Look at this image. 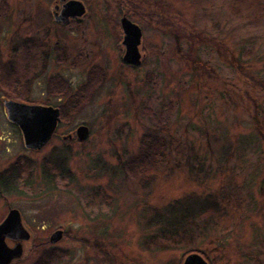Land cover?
<instances>
[{"label":"rangeland","instance_id":"rangeland-1","mask_svg":"<svg viewBox=\"0 0 264 264\" xmlns=\"http://www.w3.org/2000/svg\"><path fill=\"white\" fill-rule=\"evenodd\" d=\"M66 1L0 0V223L16 209L30 235L10 264H264V21L229 16V0H74L81 17L55 24ZM122 17L142 33L138 67L121 61ZM27 38L45 46L28 77L32 48L11 61ZM4 100L61 108L41 149L24 148ZM147 133L163 159L126 174ZM207 194L218 213L161 245L154 213Z\"/></svg>","mask_w":264,"mask_h":264},{"label":"water","instance_id":"water-1","mask_svg":"<svg viewBox=\"0 0 264 264\" xmlns=\"http://www.w3.org/2000/svg\"><path fill=\"white\" fill-rule=\"evenodd\" d=\"M84 13L82 4L78 1H66L59 12L54 8L53 19L55 22L66 23L69 18H79ZM122 32L121 46L124 49L121 61L125 65L138 67L141 55L138 50L142 33L126 17L119 21ZM3 106L7 120L15 125L22 136L25 149L36 151L41 149L52 137L60 121L59 111L52 107L29 105L14 101H4ZM88 128L79 126L75 130L78 141H85L88 137ZM70 138V137H69ZM61 231L53 232L49 237V244L61 240ZM14 243L8 247L5 240ZM30 239L29 233L22 225L21 217L16 209H8L6 217L0 223V264H10L22 255V243ZM182 264H207L199 254H189Z\"/></svg>","mask_w":264,"mask_h":264},{"label":"trees","instance_id":"trees-1","mask_svg":"<svg viewBox=\"0 0 264 264\" xmlns=\"http://www.w3.org/2000/svg\"><path fill=\"white\" fill-rule=\"evenodd\" d=\"M226 9L229 16L240 19L249 25H258L264 21V0H229ZM251 81H254L255 87L262 89L261 83L263 82L260 79L253 78ZM95 84L90 85V92L83 96L82 102L89 97L93 88H95L94 86H96ZM164 150V140L147 133L141 137L139 153L134 158L122 162L120 168L126 174L142 173L158 166L164 157ZM60 163L64 167V160L58 162V164L55 163V166L59 168ZM5 180L8 179L0 177V186H6ZM213 198L212 194H207L201 200H197L195 196L187 195L175 200L161 211L154 213L151 220H149V228L152 226L157 228L156 236L162 241L161 245H173L175 242L181 241L186 235L192 234L193 226L195 228L197 226L196 222L203 216L208 213H218V206ZM219 210H222V208H219ZM189 253L190 251L186 252V254ZM199 253L204 255L202 251H199Z\"/></svg>","mask_w":264,"mask_h":264},{"label":"flooded vegetation","instance_id":"flooded-vegetation-1","mask_svg":"<svg viewBox=\"0 0 264 264\" xmlns=\"http://www.w3.org/2000/svg\"><path fill=\"white\" fill-rule=\"evenodd\" d=\"M55 7H57V9H58L57 11L59 12L61 10V8H62V4L56 5ZM1 16H2V13H0V17ZM69 20L66 23H60V24L62 26L63 25H66V24H68ZM53 22L55 24H58L59 23V22H55L54 20H53ZM27 48H28V50H27ZM30 48L33 49L31 51L32 53H31V56H30V57H33V64L30 65L32 67L28 66V69H27V77L29 76V74H32V73L33 74H36V72L38 71V69H37V71L35 72V71H33V69L35 67L37 68V65H36L37 64V61H39L40 58L43 57V54L45 52V46L44 45L43 46H40V42L38 40H34L33 38H27V41H22V44L19 45V48H18V49H20V51H24V52H19L17 50V48H16L15 49V52L12 53L13 54V58L11 60L12 62H17V58H19V59H23L24 58L25 59L26 58V52L29 51ZM31 105H37V106H43V107H52V106H45V105H38V104H31ZM52 108L59 110L60 107L59 108L52 107Z\"/></svg>","mask_w":264,"mask_h":264}]
</instances>
